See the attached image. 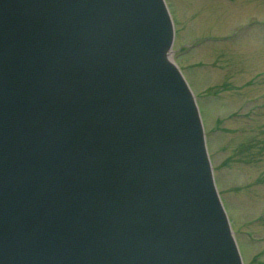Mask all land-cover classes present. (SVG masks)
Returning <instances> with one entry per match:
<instances>
[{
    "label": "water",
    "instance_id": "1",
    "mask_svg": "<svg viewBox=\"0 0 264 264\" xmlns=\"http://www.w3.org/2000/svg\"><path fill=\"white\" fill-rule=\"evenodd\" d=\"M165 0H0V264H243Z\"/></svg>",
    "mask_w": 264,
    "mask_h": 264
},
{
    "label": "rangeland",
    "instance_id": "2",
    "mask_svg": "<svg viewBox=\"0 0 264 264\" xmlns=\"http://www.w3.org/2000/svg\"><path fill=\"white\" fill-rule=\"evenodd\" d=\"M166 1L242 257L264 264V0Z\"/></svg>",
    "mask_w": 264,
    "mask_h": 264
}]
</instances>
